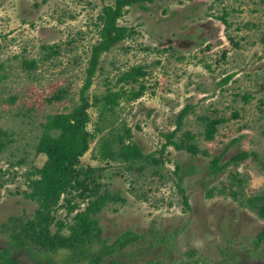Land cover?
I'll use <instances>...</instances> for the list:
<instances>
[{
	"label": "rangeland",
	"instance_id": "rangeland-1",
	"mask_svg": "<svg viewBox=\"0 0 264 264\" xmlns=\"http://www.w3.org/2000/svg\"><path fill=\"white\" fill-rule=\"evenodd\" d=\"M112 2L0 0V127L12 138L0 150V249L9 245L16 264H105L111 256L132 264H264V237L257 238L264 218L240 203L241 197L264 188V0H154L145 2L147 8L126 5L117 22L135 32L101 53L87 94L93 101L94 95L117 89L123 83L115 81L117 76L138 63L145 64L146 86L139 97H121L102 115L103 99L93 102L87 127L92 130L99 121L101 130L80 163L103 165L101 191L108 188L125 197L98 211L102 236L112 242L123 230L132 229L144 238L106 255L100 263L91 261L90 255L71 259L66 250L34 254L10 246L11 236L2 223L10 215L30 217L37 206L23 191L30 190L26 171L40 166L46 157L34 149L41 122L47 113L67 111L79 101L90 45L99 39L97 15ZM42 44L58 46L59 51L43 59ZM23 56L37 58L36 66L24 68ZM132 85L125 84L127 89ZM61 87L66 89L64 96L48 100ZM186 103L193 107L177 137L190 129L209 154H192L171 144L160 151L163 132L174 128L176 114ZM201 115L224 117L213 139L202 136ZM123 123L143 152L162 156L160 163L142 159L127 168L122 161L107 164L98 158L100 139L111 130L122 131ZM234 137L223 159L240 149L254 150L256 155L209 174L211 154L219 153ZM21 157L24 160L18 161ZM141 163L145 165L138 167ZM235 174L243 179L241 185ZM231 189H242L240 198L233 197ZM184 195L190 207L183 202ZM64 200L63 194L60 202ZM83 205L80 202L75 210ZM65 207H58L56 217L68 216L71 221L75 210L66 214Z\"/></svg>",
	"mask_w": 264,
	"mask_h": 264
},
{
	"label": "trees",
	"instance_id": "trees-1",
	"mask_svg": "<svg viewBox=\"0 0 264 264\" xmlns=\"http://www.w3.org/2000/svg\"><path fill=\"white\" fill-rule=\"evenodd\" d=\"M154 0H113L102 6L101 11L97 15L98 24L100 25L99 39L90 45V53L85 67V77L83 83L79 87V101L67 111H56L47 113L45 119L41 122L42 130L38 136V140L34 145L36 152H42L46 155L40 166H32L26 171L28 175V185L30 190H24V195L35 200L37 206L34 208L33 215L23 218L19 215H10L2 226L11 236L10 246H18L19 248H28L32 253H48L52 254L59 250H66L71 259L76 255H90L91 261L100 263L101 259L106 255L115 253L129 243H133L141 238L144 234L132 229H125L112 242L107 241V237L101 234L102 228L98 223L97 213L109 201L125 200L117 192H112L108 188L101 191L102 182L99 177L102 175L103 165H82L80 157L90 147L91 140L96 133L101 130L99 121L95 122L93 129L87 127L90 121L88 108L103 99L100 105V115L105 109L113 108L121 97L131 100L139 97L145 88L142 77L147 74L145 64H133L124 70L116 78V82L123 81L117 89H107L103 95H94L93 101L87 94V90L92 83L100 55L102 52L110 49L112 45L119 42L128 35L133 34L135 29L117 22L118 17L123 14L124 7L129 4L138 3L142 7H146L145 2ZM225 22L227 19L224 15H218ZM42 48L46 51L42 58H47L59 51L58 46L53 47L51 44H42ZM37 58H28L23 56L21 64L24 68H33L36 66ZM225 76L221 81H226ZM141 77V78H140ZM115 82V83H116ZM138 85H132L137 83ZM131 83L130 88H126L125 84ZM66 89L61 87L55 93L48 97L61 99ZM248 94H244V98H248ZM13 100L14 97H11ZM193 104L186 103L176 114L175 126L173 129L163 132L165 141L161 143L160 151L171 144L175 149H185L192 154L202 152L209 154L207 149H201L194 140L196 134L190 129L181 132L177 137L178 130L181 129L183 118L192 109ZM234 114H237L234 112ZM203 122L202 136L205 139H213L218 129V124L224 120L223 116L201 115ZM131 128L123 123L122 131L111 130L107 137H103L99 141L98 152L99 159L105 160L107 164L110 160L122 161L127 168H131L132 164L138 160L144 159L146 162L160 163L162 156L155 157L153 152H143L139 144L131 139ZM12 138L7 130L0 127V150L6 147L7 142ZM236 140L234 137L224 148L216 154H211L208 164V173L216 174L230 163H237L251 155H256L254 150L240 149L232 153L228 158L223 159L224 154L228 150L231 143ZM24 157L18 158L23 161ZM141 163L138 167H143ZM180 163H175L174 171L178 173ZM157 171V169H154ZM182 174H179L181 179ZM238 185L242 184V178L233 175ZM181 186L180 183H177ZM242 188V187H241ZM212 189L208 190L211 194ZM240 191L231 189L230 193L233 197H238ZM64 194V202H60ZM240 195V194H239ZM77 197L78 200L72 199ZM240 198V197H238ZM80 202H84L83 207L75 210L80 206ZM183 202L186 207H190L187 196L184 195ZM240 203L254 210L258 216L264 218V188L258 192L241 197ZM59 206H66V214L71 215V221L66 218L56 217V211ZM55 225L52 229L51 225ZM66 227L68 232L62 229ZM264 237V224L257 232V238ZM9 246V245H8ZM0 249V264H16L15 260L10 257V247ZM39 263H41L39 261ZM105 264H132L131 262H121L120 260L109 257Z\"/></svg>",
	"mask_w": 264,
	"mask_h": 264
}]
</instances>
